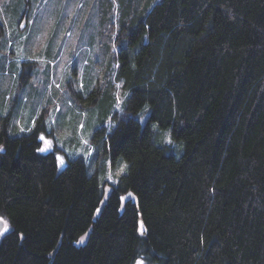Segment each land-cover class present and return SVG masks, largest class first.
<instances>
[{"label":"trees","instance_id":"obj_1","mask_svg":"<svg viewBox=\"0 0 264 264\" xmlns=\"http://www.w3.org/2000/svg\"><path fill=\"white\" fill-rule=\"evenodd\" d=\"M121 4L126 41L101 54L111 107L126 97L101 133L127 173L105 194L82 158L41 153V125L13 137L4 118L0 264H264V0Z\"/></svg>","mask_w":264,"mask_h":264},{"label":"rangeland","instance_id":"obj_2","mask_svg":"<svg viewBox=\"0 0 264 264\" xmlns=\"http://www.w3.org/2000/svg\"><path fill=\"white\" fill-rule=\"evenodd\" d=\"M121 5V0H0V122L10 117L8 135L13 137L41 125V153L54 152L60 171L70 160L82 158L90 174L98 175L105 194L128 170L124 159L114 163L107 155L106 133H101L103 127L109 132L114 126L126 97L117 87V103L111 107L106 94L110 76L104 78L111 59L103 60L101 54L111 37L121 35L126 41ZM120 49L116 43L114 51ZM97 89L103 93L100 99ZM95 96L99 101L94 104ZM148 120L147 114L143 126ZM150 126L156 141L171 142V130ZM177 145L173 152L180 159L184 146ZM130 198L132 194L123 197Z\"/></svg>","mask_w":264,"mask_h":264},{"label":"water","instance_id":"obj_3","mask_svg":"<svg viewBox=\"0 0 264 264\" xmlns=\"http://www.w3.org/2000/svg\"><path fill=\"white\" fill-rule=\"evenodd\" d=\"M4 222L3 221H0V233H1V230H2V228L4 227Z\"/></svg>","mask_w":264,"mask_h":264},{"label":"snow or ice","instance_id":"obj_4","mask_svg":"<svg viewBox=\"0 0 264 264\" xmlns=\"http://www.w3.org/2000/svg\"><path fill=\"white\" fill-rule=\"evenodd\" d=\"M42 139H43V137H42ZM61 163H63V161L61 160Z\"/></svg>","mask_w":264,"mask_h":264}]
</instances>
